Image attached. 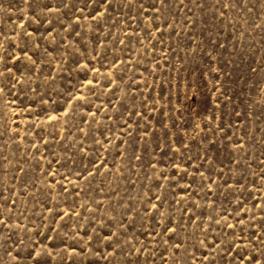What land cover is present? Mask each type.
Segmentation results:
<instances>
[{
    "label": "rangeland",
    "instance_id": "374dc122",
    "mask_svg": "<svg viewBox=\"0 0 264 264\" xmlns=\"http://www.w3.org/2000/svg\"><path fill=\"white\" fill-rule=\"evenodd\" d=\"M0 89V264H264V0H0Z\"/></svg>",
    "mask_w": 264,
    "mask_h": 264
},
{
    "label": "snow or ice",
    "instance_id": "6c2138e0",
    "mask_svg": "<svg viewBox=\"0 0 264 264\" xmlns=\"http://www.w3.org/2000/svg\"><path fill=\"white\" fill-rule=\"evenodd\" d=\"M108 2L109 3H111V0H108ZM165 2V0H160V3L161 4H163ZM89 83L91 84V81H89ZM0 91H2V89H0ZM89 175H93L92 173H89ZM155 207V206H154ZM0 223H2V221H0ZM228 227H235L234 225H228ZM171 231H175L174 229H171ZM177 247H179L178 245H177ZM243 259V258H242ZM247 260L248 261H253V260H258V258L257 257H255V256H248L247 257Z\"/></svg>",
    "mask_w": 264,
    "mask_h": 264
}]
</instances>
